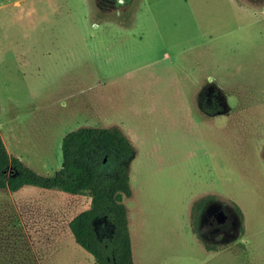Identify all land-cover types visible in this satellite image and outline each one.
<instances>
[{"label":"rangeland","instance_id":"374dc122","mask_svg":"<svg viewBox=\"0 0 264 264\" xmlns=\"http://www.w3.org/2000/svg\"><path fill=\"white\" fill-rule=\"evenodd\" d=\"M262 6L0 0V135L9 155L53 174L66 134L117 128L135 149L124 199L134 264H264ZM205 196L236 227H194L193 202ZM89 205L88 195L0 189V264H95L68 228ZM97 232L110 229L97 222Z\"/></svg>","mask_w":264,"mask_h":264},{"label":"trees","instance_id":"16d2710c","mask_svg":"<svg viewBox=\"0 0 264 264\" xmlns=\"http://www.w3.org/2000/svg\"><path fill=\"white\" fill-rule=\"evenodd\" d=\"M134 146L117 128L79 127L62 139V163L51 175L38 174L19 158L9 155L0 135V189L11 193L25 186L58 189L70 195H88L90 205L68 223L75 243L90 254L95 264H134L125 197L132 194L130 161ZM193 202L195 227L206 200ZM234 210L243 219L241 209ZM97 222L110 234L101 237ZM209 251H217L205 243Z\"/></svg>","mask_w":264,"mask_h":264},{"label":"flooded vegetation","instance_id":"af4514ba","mask_svg":"<svg viewBox=\"0 0 264 264\" xmlns=\"http://www.w3.org/2000/svg\"><path fill=\"white\" fill-rule=\"evenodd\" d=\"M216 110H218L217 107L211 109L213 113H215ZM206 210H208V212L207 214H204ZM235 215H237L236 212ZM237 217L239 216L237 215ZM198 225L201 230H204L205 227H208L210 228V232L220 234L221 232L226 233L223 228H227L229 226H231V228L236 227V220L229 217L225 211L224 205L215 202L214 198H212L205 201L197 220L196 226Z\"/></svg>","mask_w":264,"mask_h":264},{"label":"crops","instance_id":"0c3cea01","mask_svg":"<svg viewBox=\"0 0 264 264\" xmlns=\"http://www.w3.org/2000/svg\"><path fill=\"white\" fill-rule=\"evenodd\" d=\"M262 4H264V0H262ZM261 8V11L262 13L264 14V6L260 7ZM16 157V156H15ZM19 158V157H17ZM20 159V158H19ZM21 160V159H20ZM42 175H51V174H42ZM34 187V186H32ZM38 188V187H37ZM38 189H41L42 191H57L58 189H42V188H38ZM73 218V217H72ZM71 220V219H70ZM69 228V227H68ZM40 236V235H39Z\"/></svg>","mask_w":264,"mask_h":264}]
</instances>
